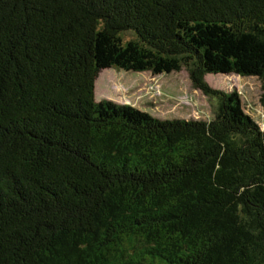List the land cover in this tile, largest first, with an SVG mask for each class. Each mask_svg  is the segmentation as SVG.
<instances>
[{
    "label": "trees",
    "instance_id": "16d2710c",
    "mask_svg": "<svg viewBox=\"0 0 264 264\" xmlns=\"http://www.w3.org/2000/svg\"><path fill=\"white\" fill-rule=\"evenodd\" d=\"M185 70L210 121L95 102ZM264 0H0V264H264Z\"/></svg>",
    "mask_w": 264,
    "mask_h": 264
},
{
    "label": "rangeland",
    "instance_id": "374dc122",
    "mask_svg": "<svg viewBox=\"0 0 264 264\" xmlns=\"http://www.w3.org/2000/svg\"><path fill=\"white\" fill-rule=\"evenodd\" d=\"M210 88L236 91L245 113L264 128V91L256 77L206 75ZM95 102L109 100L131 105L158 119L210 121L216 111V100L195 89L185 70L153 75L149 72H126L106 69L95 81Z\"/></svg>",
    "mask_w": 264,
    "mask_h": 264
}]
</instances>
